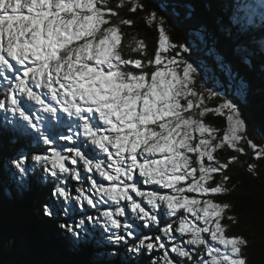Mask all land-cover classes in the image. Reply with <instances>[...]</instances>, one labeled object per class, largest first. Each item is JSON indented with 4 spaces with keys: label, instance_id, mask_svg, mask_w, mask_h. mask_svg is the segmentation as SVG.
<instances>
[{
    "label": "snow or ice",
    "instance_id": "6c2138e0",
    "mask_svg": "<svg viewBox=\"0 0 264 264\" xmlns=\"http://www.w3.org/2000/svg\"><path fill=\"white\" fill-rule=\"evenodd\" d=\"M107 3L0 0V79L8 85L0 110L6 114V126L18 138L27 139L29 146H49L45 151L50 154L37 152L31 157L42 169L36 179L52 182V195L61 201L58 206L45 204L43 215H68L64 202L71 204L73 211L85 204L100 211L98 196L99 202L115 206L101 212L104 229L125 232H111L108 241L128 244L129 253L159 249L163 264H247L243 249L248 240L226 235L228 225L222 223L225 218L236 222L233 215L226 217L231 205L211 197L231 191L227 187L230 178L223 173L237 159L232 156L222 163L214 153L225 145L244 152L239 145L246 140L247 125L240 106L248 102V81L217 55L233 100L207 107L205 96L192 87L197 68L184 59L162 55L174 48L180 50L177 55L189 51L186 45L170 42L163 18L158 24V50L154 60L147 61L156 69L148 73L143 71L146 65L141 59L123 58L120 25L133 21L112 23L106 16L117 13L106 7ZM138 8L144 5L136 0L131 11ZM147 19L149 24L156 21V13ZM196 35L204 39L201 32ZM143 48L144 42L139 41L133 50L142 52ZM239 60L245 66L250 64L246 55H240ZM213 81L221 86L217 78ZM214 95L210 92L207 99ZM224 110L228 112L229 132L214 143L215 130L203 117ZM247 144L258 149L250 139ZM101 154L103 159L97 158ZM255 158H264V148L255 152ZM28 159L22 153L10 162L21 185L32 171L26 167ZM76 165L80 167H72ZM255 168V164L248 165L250 173L255 174ZM217 173L222 178L213 185L210 181ZM69 178L80 184L74 200L66 187ZM85 181L88 189L83 186ZM144 185L158 189L145 191ZM121 217L125 218L123 223ZM165 217L176 219L161 227ZM85 219L97 222V218L86 216L78 226L66 223L61 228L71 233L74 241H87ZM77 227L84 232L83 237ZM144 228H155L160 234L140 235L137 229ZM177 233L180 239L186 237L183 244L178 242ZM129 238L135 242L129 244ZM194 248L210 259L197 258Z\"/></svg>",
    "mask_w": 264,
    "mask_h": 264
},
{
    "label": "trees",
    "instance_id": "16d2710c",
    "mask_svg": "<svg viewBox=\"0 0 264 264\" xmlns=\"http://www.w3.org/2000/svg\"><path fill=\"white\" fill-rule=\"evenodd\" d=\"M163 1L166 5L161 3ZM134 2L136 0H108L106 6L117 13V16L110 15L112 23H117L120 19L133 21L131 25H120L122 33L120 50L123 58L141 59L146 65L143 71L148 73L155 71L153 65H148L147 61L154 60L158 50V24L162 17L165 22L163 27L173 44L186 45L190 48L193 45L192 48H194L197 42V39H194L196 32H203L210 50L222 56L223 62L230 65L232 71L239 73L250 85L248 102L243 104L246 107L240 106L247 125L246 140L242 141L245 145L242 143L239 145L244 148V152H236L225 145L214 153L222 163L228 162L232 156H236L237 159L230 163L223 173L230 178L227 181V187L231 191L212 196V199L231 205L226 212V217L233 215L236 222L225 218L223 223L228 225L227 232L230 236H242L248 240V246L243 249L247 264H264V158H255V152L259 148H264V20L259 19L261 15L253 12V5L263 4V0H252V6L243 0H193V2L161 0L159 3L156 0H138L144 8H138L136 12H132L131 7ZM172 2H177L182 7L173 6ZM152 12L156 13L157 20L149 24L147 18ZM249 12L254 16L246 19L245 16L247 17ZM249 19L253 21V24L247 26L245 24L249 22ZM139 41L144 42L142 52L133 50L137 48ZM191 55L198 59L202 56L196 51H192ZM240 55H246L250 64L245 66L240 63ZM184 56L188 57V53H184ZM205 57L208 58V56ZM208 59L214 62L213 54ZM217 63L218 61L215 62L214 68L220 72L224 71L219 69ZM222 73V79L228 83L227 75L225 72ZM229 95L233 100L231 93ZM223 97H225L223 94L216 96L218 103ZM205 98L209 102L213 99V97ZM216 98L213 100L216 101ZM195 111L198 110L194 109ZM203 120L216 130L219 136L223 137L229 130L227 113L210 112L203 117ZM247 139L259 148L252 149L247 144ZM22 144L24 143L21 141L14 143L11 138L0 132V196L3 201H6L0 202V264H163L162 250L157 249L151 252L142 250L139 255L129 253L126 251L128 244L111 246L110 243L98 238L100 232H103L101 228H91L90 243L82 240L78 243L73 241L71 233L59 229L58 226L66 223L70 225L69 218L74 217L80 208L76 206L73 211L71 204L64 202L68 206V215L63 212H59L55 217L43 215L42 209L45 204L51 206L56 203L58 206L61 201L52 195V182H40L36 179L42 169L41 165L36 164L31 157L37 152L43 154V147H28L19 152L24 148ZM22 153L29 157L26 167L32 170L23 185L13 176L16 170L10 163ZM249 164L256 165L255 174L248 171ZM8 174L13 176L18 184L14 185L16 190L15 193L13 192V197L4 198L2 186L8 190L7 183L11 182ZM221 178V174L217 173L210 183L215 185ZM88 184L86 181L83 182L85 189ZM78 186H80L78 182L68 180L66 187L73 200L78 195L75 192ZM168 193L171 194L169 191ZM6 203H8V209L5 207ZM86 206L85 204L84 207ZM98 208L100 211L94 209L93 216L101 220L103 209L99 201ZM129 215H131L130 210ZM78 219H83V216ZM121 219L125 221V218L121 217ZM164 220H162L163 223ZM101 222L104 223V220ZM128 222L131 223V220ZM137 223L140 222L137 221ZM148 229L154 236L160 234L155 228L138 230L147 231ZM72 242L74 245L70 244ZM66 246L72 247L70 253ZM86 248L96 254L86 252ZM110 253L114 255L110 256ZM98 255L102 258L97 259Z\"/></svg>",
    "mask_w": 264,
    "mask_h": 264
},
{
    "label": "rangeland",
    "instance_id": "374dc122",
    "mask_svg": "<svg viewBox=\"0 0 264 264\" xmlns=\"http://www.w3.org/2000/svg\"><path fill=\"white\" fill-rule=\"evenodd\" d=\"M190 1H192L193 2V0H190ZM156 2L157 3H159V2H161V0H156ZM161 3H164V1L163 2H161ZM165 4V3H164ZM166 5V4H165ZM188 9V8H187ZM189 10V9H188ZM191 14V13H190ZM249 15L246 17V18H251V17H253L254 16V14L253 13H248ZM110 15H111V13H108L107 14V16H109V18H110ZM106 16V18H108ZM259 17V16H258ZM260 18L261 19H263L261 16H260ZM186 20H187V18H186ZM165 24V22L163 21V25ZM245 25H251L250 23H247V24H245ZM104 27H107V25H105ZM203 35H204V33L203 32H201ZM167 34V33H166ZM195 40L197 39V42H196V44L194 45V48H189V51L188 52H186L185 54H187L188 53V57L187 56H184V53H181V55H177V53L180 51V50H178V48L177 49H170L169 50V52L168 53H162V55H166V56H168V57H173V56H175L176 57V59H184V60H186V61H188L189 63H192L193 64V66L194 67H196L197 68V72L194 74V84L192 85V87L194 88V90H196L197 92H199V93H202L205 97H208V94L211 92V93H215V95L213 96V99L214 98H216V96H218L219 94H223L224 96H226L227 94H229L230 92L228 91V85H229V82L228 83H226L223 79H222V75L221 74H223L222 72H225V71H222V72H220L218 69H216V68H213V64L215 65V62L217 61V59H216V56L217 55H219V54H217L216 52H214V51H212V50H210V46H208V44H207V41H206V38H205V36H204V39H201L199 36H197V35H195V38H194ZM171 42V41H170ZM172 43V42H171ZM212 43V42H211ZM263 44V43H262ZM263 46H264V44H263ZM192 51H196L197 53H199V54H203V56H201L199 59L196 57V56H192L191 54H192ZM213 52V53H212ZM211 53V54H210ZM213 54V57H214V62H212V61H209V56H211ZM205 56H208V58H206ZM220 56V55H219ZM185 57H187V59L185 58ZM218 65V67H219V69H221V70H223L222 68H221V66H220V63H217ZM216 66V67H217ZM128 67H130V66H128ZM131 68V67H130ZM153 69L155 70L156 69V66L155 65H153ZM225 74H226V72H225ZM227 75V74H226ZM217 78L218 80H219V83H220V85L221 86H217L215 83H214V81H213V78ZM228 77V76H227ZM198 81H199V83H198ZM227 87V88H226ZM197 88V89H196ZM207 92V93H206ZM211 100V103L210 102H207L206 101V106L207 107H210V108H215V102H214V100ZM228 100H231L230 99V96L227 98ZM182 103H184V101H182ZM219 106V105H218ZM217 106V107H218ZM194 111V110H193ZM224 112V111H223ZM222 112V113H223ZM36 114V113H35ZM44 115H46V114H44ZM196 118H199V117H196ZM228 132H229V130L227 131V133H226V135L228 134ZM197 137L199 136V133H196L195 134ZM214 135H215V137H216V140L214 141V143L215 142H218V141H220V140H222L223 139V137L225 136H219L218 135V133H217V131L215 130V132H214ZM240 143H242V142H240ZM243 145H245V142H243L242 143ZM259 148V147H258ZM3 150H5V148H2ZM257 150V149H256ZM7 153V152H6ZM215 155V154H214ZM192 159H193V166H195V155H192ZM9 173V172H8ZM1 175L3 176V174L1 173ZM8 176L10 177V179H11V182H8L7 183V186H9V188H8V190L7 189H5V187L4 186H2V189H4V192H3V197L5 198V197H7V196H10V197H13V192L15 193V190H16V188L14 187V185H17L18 184V182L16 181V179H14V177L13 176H10V174H8ZM71 178H69V180H70ZM11 184H13V185H11ZM13 186V187H12ZM90 187V185L88 184V187H87V189ZM155 188L157 189V187L155 186ZM167 191H169L170 193H171V190H169V189H167ZM93 195H95V193H92ZM191 195H195V194H191ZM215 196V195H214ZM212 198V197H211ZM97 200H99V198H98V196H97ZM215 200V199H214ZM0 202L1 203H3V202H6V201H3V198H1V196H0ZM72 206V205H71ZM5 207L8 209V203H6V205H5ZM115 206L113 205V208H114ZM93 214H94V209L93 208H91L90 206H86V207H84V208H80V209H78V212H77V214L74 216V217H71V218H69V221L71 222L70 223V225L69 226H78V223H79V219H78V217H81V216H83V219L86 217V216H92V217H94L93 216ZM185 215H187V213H185ZM78 216V217H77ZM96 218V217H95ZM121 219V218H120ZM176 218L175 217H165V220H164V222H169V223H171L172 221H174ZM102 220H104V218H101V220H99V218L97 217V222L96 223H93V222H91V221H89V220H87V219H85V224H84V227L87 229V234H88V239H87V241H85L86 243H90L91 242V240H90V238H91V234H92V232H91V228H101V230H103V232H100V234L98 235V238H100L102 241H104V242H107V243H110L109 241H108V237L111 235V232H119V234L120 235H124L125 234V232H123L122 233V231H124L123 229H121V230H115V229H112L111 231H108V230H105L104 229V227H103V225H104V223L103 222H101ZM121 221H122V223L124 222L123 221V219H121ZM163 223V222H162ZM222 223H223V221H222ZM58 228L59 229H62L63 230V228H61V225H59L58 226ZM77 230L78 231H81V236H83V234H84V232L81 230V229H79L78 227H77ZM92 230H95V229H92ZM137 231H138V233L140 234V235H151V236H154V234H153V232L151 231V230H147V231H140V230H138L137 229ZM226 235H228V236H230L229 234H228V232H226ZM177 237H178V242H180V243H184L185 242V240H186V237L184 238V239H180V237H179V234L177 233ZM209 239H210V237H209ZM74 241V240H73ZM82 241H84L83 239H82ZM76 242V241H75ZM129 242L130 243H134L135 241L134 240H132L131 238H129ZM62 243V242H61ZM78 243V242H77ZM71 245H74V243L72 242V243H70ZM111 244V246L113 245L112 243H110ZM168 244H169V246H170V244H171V242H168ZM212 244L214 245V246H218L219 247V245H216L215 244V242H212ZM70 245V246H71ZM69 246H66V249H67V251L70 253L71 251H72V247L71 248H68ZM189 247H191V246H189ZM194 250V252L196 253V256H197V258H204V259H210V258H208L207 257V255H206V253L205 252H203L201 249H198V248H194L193 249ZM87 251H89L92 255H95L96 253L95 252H93L91 249H89V248H86V252ZM97 252V251H96ZM110 256H113L114 254L113 253H110L109 254ZM99 256V255H98ZM116 256V255H115ZM173 256H175L174 254H173ZM102 257L101 256H99L97 259H101ZM116 258H119V257H116ZM94 262V257H93V261H92V263Z\"/></svg>",
    "mask_w": 264,
    "mask_h": 264
},
{
    "label": "water",
    "instance_id": "95a60500",
    "mask_svg": "<svg viewBox=\"0 0 264 264\" xmlns=\"http://www.w3.org/2000/svg\"><path fill=\"white\" fill-rule=\"evenodd\" d=\"M171 5H173V6H179L178 8H180V7H182V5L181 4H179V3H177V2H172L171 3ZM193 45H191V47H192ZM188 48H190V47H188ZM202 56H203V54H202ZM210 61V60H209ZM213 62V61H212ZM215 67V65L213 64V68ZM229 95V94H228ZM230 96V95H229ZM229 96H225V97H223V99H219L220 101H219V103L221 104V103H223L224 101H226V100H228L227 99V97H229ZM217 99L218 98H216L215 100L216 101H214L216 104V107L219 105V103H218V101H217ZM207 101V100H206ZM207 102H209V101H207ZM210 103H211V101H210ZM241 106H243V107H246V105H241ZM227 113V115H228V112H227V110H224V112L222 113V114H226Z\"/></svg>",
    "mask_w": 264,
    "mask_h": 264
},
{
    "label": "bare ground",
    "instance_id": "6f19581e",
    "mask_svg": "<svg viewBox=\"0 0 264 264\" xmlns=\"http://www.w3.org/2000/svg\"><path fill=\"white\" fill-rule=\"evenodd\" d=\"M245 3H248V5H250V6H252L253 5V2H252V0H243ZM254 6V5H253ZM260 11V13H261V15H262V11L261 10H259ZM241 63V62H240ZM3 84H4V88L5 89H7V87H8V85H7V83L6 82H3ZM61 145L62 144H64L63 142H61L60 143ZM44 154H50V152H44Z\"/></svg>",
    "mask_w": 264,
    "mask_h": 264
}]
</instances>
